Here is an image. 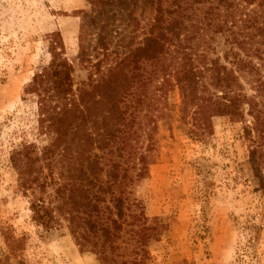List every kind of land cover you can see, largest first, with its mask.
<instances>
[{"label":"rangeland","instance_id":"374dc122","mask_svg":"<svg viewBox=\"0 0 264 264\" xmlns=\"http://www.w3.org/2000/svg\"><path fill=\"white\" fill-rule=\"evenodd\" d=\"M96 1L0 0V264H100L76 245L54 209L66 167L47 168L43 161L33 174L40 182L25 189L10 162L21 144L46 155L50 136L40 127L37 97L25 88L49 64L53 48L62 49L72 67L76 96L110 69L130 70V52L148 33L155 0ZM204 12L196 9L179 48L144 63L148 80L126 95L135 124L117 158L127 169L122 189L131 207L119 240L121 261L130 258V230L137 226L132 215L140 207L148 224L157 219L163 226L158 240L147 244L146 264H264V147L257 154L261 161H252L257 138L244 132L252 123L248 106H241L240 120L214 115L204 103L222 93L207 84L206 73L195 99L184 104L172 77L181 56L198 69L213 60L230 68L237 54L264 80V40L249 25L253 6L234 8L231 16L221 9L215 20L227 22L222 29L203 19ZM236 75L235 91L259 100L250 73ZM36 200L55 211L58 224L51 229L33 221L30 204Z\"/></svg>","mask_w":264,"mask_h":264},{"label":"trees","instance_id":"16d2710c","mask_svg":"<svg viewBox=\"0 0 264 264\" xmlns=\"http://www.w3.org/2000/svg\"><path fill=\"white\" fill-rule=\"evenodd\" d=\"M252 6L255 14L249 19V25L264 40V23L259 22L264 21V0H155L148 33L130 52V70L110 69L92 87L79 89L76 96L72 91V67L62 57V49L56 53L57 48H53L49 64L36 72L25 88L26 94L38 99L39 124L50 136V143L42 158L33 153L31 145L21 144L12 151L10 162L25 189L40 182L33 175L38 168L45 165L52 169L54 163L61 169L66 167V179L61 180L55 190L58 204L54 209L64 216L76 245L93 252L100 264H146L150 256L148 242L158 240L163 231L157 219L148 224L139 207V213L132 215L137 226L130 230L133 241L130 258L121 261L119 240L126 218H130L131 207L122 189L129 176L117 158H121L124 149L119 146L124 143L123 136H127L135 124L134 116L128 114L125 98L136 83L142 85L148 80L144 63L157 62L170 53L171 47H180L189 31L188 23L196 18V9L204 10L203 19L222 29L227 22L219 24L215 20L221 9L231 16L234 8ZM232 58L230 68L213 60L198 69L184 55L179 57L181 62L172 77L179 85L185 104L195 99V91L201 86V74L206 73L207 84L222 93L204 103L214 115L240 120L241 106L247 104L252 123L250 127L245 126L244 132L248 137L253 132L257 138L251 141L256 147L250 157L254 161L264 147V80L258 77L251 62H245L237 54ZM245 71L253 77L259 100L235 91L239 86L236 73ZM30 210L33 221L43 229L58 224L54 210L45 207L44 202H31Z\"/></svg>","mask_w":264,"mask_h":264}]
</instances>
